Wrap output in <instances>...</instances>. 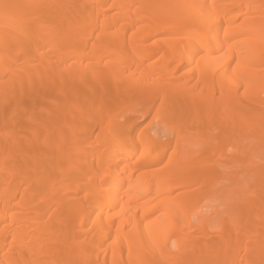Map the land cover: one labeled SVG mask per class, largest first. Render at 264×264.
I'll return each instance as SVG.
<instances>
[{
	"label": "bare ground",
	"instance_id": "1",
	"mask_svg": "<svg viewBox=\"0 0 264 264\" xmlns=\"http://www.w3.org/2000/svg\"><path fill=\"white\" fill-rule=\"evenodd\" d=\"M262 91L264 0H0V264H264Z\"/></svg>",
	"mask_w": 264,
	"mask_h": 264
},
{
	"label": "rangeland",
	"instance_id": "2",
	"mask_svg": "<svg viewBox=\"0 0 264 264\" xmlns=\"http://www.w3.org/2000/svg\"><path fill=\"white\" fill-rule=\"evenodd\" d=\"M50 54H52V55H54V53L52 52V51H50ZM107 58H111V57H107ZM37 60V59H36ZM36 60H34L32 63L34 64H36V65H38L37 64V62H39L38 60H37V62H36ZM88 60H89V57H88ZM90 60H94V59H90ZM35 65V66H36ZM37 75H39V73L37 74ZM42 74L40 73V75L39 76H41ZM29 76V77H28ZM27 77H26V79H28V80H24V85L21 87V88H26L27 86H26V81H29L28 83L30 84V81L34 84V85H37V84H40L39 83V80L41 79V78H39V76H36V74H29ZM35 76V77H34ZM43 76V75H42ZM36 77H38V79H36ZM33 78H35V81H34V79ZM68 78V81L67 82H72V83H75V82H77L76 81V78L75 77H67ZM35 82V83H34ZM46 88H48V89H50V85H47L46 86ZM216 87H215V85H214V87L212 88L213 90L215 89ZM54 91V89H52V92ZM29 92V90H25V93L27 94ZM56 96V99H57V95H56V90L54 91V94L52 93V97H50V100H48L49 101V103L51 104V108L50 109H52V110H54L55 108L56 109H58V110H60V111H62V110H67V108H65V107H61L62 105H64L63 103H62V100L60 101V107L58 108L57 106V104H55V102L56 101H58V100H56L54 103H53V101H54V99H53V97H55ZM59 96L61 97L62 95L61 94H59ZM41 97H39V101H38V103H35L34 104V109L35 108H37V105L36 104H39V102L41 103L42 101H43V99H40ZM52 98V99H51ZM260 98L261 99H264V91H262V93L260 94ZM61 99V98H60ZM59 99V100H60ZM40 100H42V101H40ZM45 100V99H44ZM51 100H53V101H51ZM37 102V101H36ZM57 103V102H56ZM59 103V102H58ZM43 105H40L41 106V108H40V106L38 105V108L39 109H36V110H41V114H42V111H45V112H55V111H51L50 109V111L48 110L47 111V109H48V107L46 108H44L43 106H44V104L45 105H47V106H50L48 103H47V101L45 102V101H43V103H42ZM56 105V107L53 109V107ZM54 105V106H53ZM43 108H44V110H43ZM135 108H138L137 107V105L135 106ZM254 109L257 111V112H259V113H264V107H254ZM29 110V109H28ZM109 110H111V112H112V114L114 115V116H126V115H131V112H130V108H126V107H121V108H117L116 107V105H110V107H109ZM30 111H35V110H32V109H30L29 110V112ZM57 111V110H56ZM28 112V113H29ZM39 112V111H38ZM58 112V111H57ZM34 114V113H33ZM46 114V113H45ZM44 114V115H45ZM43 115V114H42ZM94 119V117H92L91 118V120H93ZM204 120H205V118H204ZM139 123H140V128H147L148 130H150L151 131V133L153 134V135H157L156 134V130H157V124H151L150 123V118L149 117H141L139 120ZM76 123V124H75ZM78 123H80L79 122V120H77L76 119V121H74L73 122V124L74 125H76L75 127H77V125H78ZM74 125H72V126H74ZM261 130L262 131H264V125L261 127ZM69 131H71V130H69ZM69 131H67V132H69ZM93 131H94V135H96L97 133H98V128L97 127H94V129H93ZM57 133V132H56ZM56 133H53V136L54 135H56ZM67 134V133H66ZM65 138H68L67 136L65 137ZM64 138V139H65ZM64 143H66V145H64L65 147V149H66V151H68L69 153H71V152H73V151H76L78 148H79V144L77 145V144H73L71 141H69L68 142V139L66 140L65 139V142ZM256 145H258V150L256 151V160L259 162V163H261V162H264V143L263 144H257V143H255V145L254 146H256ZM262 158H263V160H262ZM79 169V168H78ZM77 169V170H78ZM58 181V179H57V176L54 174V175H52L51 176V178H50V180L49 181H46L45 183H47L48 182V184L49 183H56ZM64 185L63 186H68L69 184H70V181H65L64 183H63ZM253 190L254 189H252V192H253ZM224 192H226V189H223V190H220L219 192H217V193H213L212 195H208V196H204V197H202V199L204 200L205 199V201H204V203L207 205V207H208V210H207V212H206V215L208 216V221H209V223H211L212 225L213 224H216L217 222H219L220 220H221V216L217 213L218 211H220L221 209H222V206H219V198L220 197H225V194L223 195V193ZM251 192V193H252ZM206 209V208H205ZM197 233V232H196ZM210 238H218V233L217 232H214V230H213V232H212V234L210 235ZM198 254V253H197ZM197 254L195 255V258H197V259H199L198 258V256H197Z\"/></svg>",
	"mask_w": 264,
	"mask_h": 264
}]
</instances>
